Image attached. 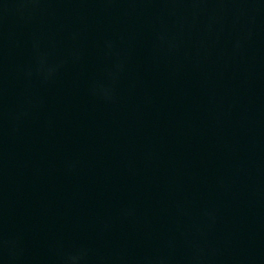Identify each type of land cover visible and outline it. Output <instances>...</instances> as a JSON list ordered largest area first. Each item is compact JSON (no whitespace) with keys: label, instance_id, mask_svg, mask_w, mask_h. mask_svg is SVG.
<instances>
[{"label":"water","instance_id":"1","mask_svg":"<svg viewBox=\"0 0 264 264\" xmlns=\"http://www.w3.org/2000/svg\"><path fill=\"white\" fill-rule=\"evenodd\" d=\"M0 264H264V0H0Z\"/></svg>","mask_w":264,"mask_h":264}]
</instances>
